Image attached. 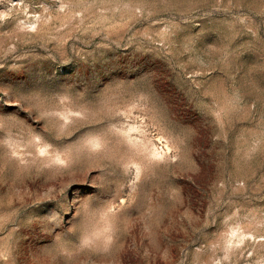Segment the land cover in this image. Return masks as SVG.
<instances>
[{
  "label": "rangeland",
  "instance_id": "rangeland-1",
  "mask_svg": "<svg viewBox=\"0 0 264 264\" xmlns=\"http://www.w3.org/2000/svg\"><path fill=\"white\" fill-rule=\"evenodd\" d=\"M0 264H264V0H0Z\"/></svg>",
  "mask_w": 264,
  "mask_h": 264
}]
</instances>
